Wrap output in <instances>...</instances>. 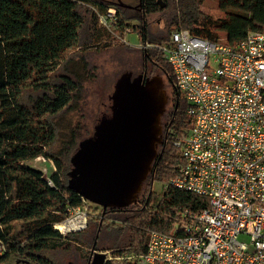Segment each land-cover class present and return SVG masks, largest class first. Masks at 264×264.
<instances>
[{"label":"trees","instance_id":"16d2710c","mask_svg":"<svg viewBox=\"0 0 264 264\" xmlns=\"http://www.w3.org/2000/svg\"><path fill=\"white\" fill-rule=\"evenodd\" d=\"M204 1L140 0L142 24L135 29L141 41L164 43L172 31L182 28L212 40L220 38L222 30L225 43L234 44L250 30H264V0H219L225 13L219 18L205 12ZM110 5L102 0H0V240L6 246L0 264H55L47 252L74 246V242L86 245L88 258L89 235L94 242L105 241V246H96L99 251L139 255L146 250L149 231L169 232L177 214L208 205L207 196L171 184L164 187L181 162L174 141L192 121L161 51L140 48L143 64H152V69L147 66L149 74L161 72L167 77L172 106L170 115L162 117V143L137 201L125 208L104 209L103 217L91 215L81 232L63 236L54 228L69 215V208L82 202V196L68 187V171L70 157L83 138L77 136L57 154L53 151L58 133L55 118L71 110L82 95L84 78L73 54L87 67L85 56L91 49H107L115 41L128 44L99 23L93 7L105 11ZM161 11H171L167 20L171 28L155 36L146 17ZM118 12L122 26L127 24ZM87 33L90 42L85 39ZM40 156L54 162L56 168L51 174L48 168L47 174L53 185L41 168L29 163ZM157 182L164 187L160 192L153 188ZM108 213L124 223H107ZM123 264H135V260Z\"/></svg>","mask_w":264,"mask_h":264},{"label":"built area","instance_id":"2783aa9c","mask_svg":"<svg viewBox=\"0 0 264 264\" xmlns=\"http://www.w3.org/2000/svg\"><path fill=\"white\" fill-rule=\"evenodd\" d=\"M93 8L99 23L128 43L135 28L122 26L117 7ZM140 47L161 51L192 121L174 141L181 162L164 187L171 184L209 201L201 210L177 214L169 232L149 231L139 255L102 251L105 264L114 258L135 264H264V30H250L227 44L177 28L168 41H141ZM38 158L56 168L53 160ZM41 169L53 185L48 168ZM94 204L82 197L54 228L63 236L85 230L91 215L103 217V208ZM5 247L0 240V255Z\"/></svg>","mask_w":264,"mask_h":264},{"label":"water","instance_id":"95a60500","mask_svg":"<svg viewBox=\"0 0 264 264\" xmlns=\"http://www.w3.org/2000/svg\"><path fill=\"white\" fill-rule=\"evenodd\" d=\"M110 98L111 113L101 116L93 133L79 141L68 171V187L103 210L137 201L162 143L168 93L162 76L125 71ZM95 247L88 264H105L106 253Z\"/></svg>","mask_w":264,"mask_h":264},{"label":"rangeland","instance_id":"374dc122","mask_svg":"<svg viewBox=\"0 0 264 264\" xmlns=\"http://www.w3.org/2000/svg\"><path fill=\"white\" fill-rule=\"evenodd\" d=\"M112 3L113 5H117V0H112ZM203 9L205 12L213 16V18H219L225 14L224 11L219 8V0H205ZM170 15L171 11H161L147 16L146 20L149 23L151 34L155 36L165 35L167 30L171 28L167 23ZM128 17L129 18L126 19L127 22L134 28L136 25L138 26L139 24H142V21L140 20L141 16L139 6L138 8H134L132 12H128ZM218 34L220 37L218 39L225 43L224 39L226 32L219 30ZM85 37V39H88L87 42H90L89 33L85 34ZM127 38L128 44L126 45L115 41L114 44L107 49H91V52L85 56L88 63L87 67L83 66V63L80 62L81 60L78 55H75V53L73 54V57L75 58L74 61L78 62L75 63L78 66V72L84 78L83 90L81 98L78 102L74 103V107L71 110H67L59 114L55 118V123L58 129L57 139L53 146L55 154L68 144H72L76 140L77 136L81 135V137L84 138L93 133L94 126L100 117L111 110L112 100L110 97L114 91L116 80L123 72L132 71L133 74L137 75L140 74L142 68L147 69L148 66L152 69L151 63L149 65L146 64V66L143 64L142 51L140 50L142 47H140L141 39L139 37V30L135 29L134 32L128 34ZM153 75H160L163 77L165 88L167 93L170 95V86L168 84L167 77L161 72L149 74V76ZM29 163L37 168H49L50 174L52 173L50 160L45 162L43 159L37 157ZM153 188L154 190L160 192L164 187L162 183L157 182L154 183ZM94 206L98 207L97 209L99 210L101 209V206L98 204H94ZM114 215L115 214L113 213H108L105 221L107 223H115L117 226L122 225L124 220L118 218L117 215ZM85 235H87V233L83 234L84 237ZM90 236L91 235L88 237L89 248L93 247L94 244L99 247L105 246V241L99 240V242H94L92 240V236ZM78 237L79 239H82L81 235ZM242 238L244 239L245 237ZM106 244H110L108 239H106ZM84 248L78 246L77 242H74V246H67V248H59L48 251L47 255L53 259L55 264H85L88 248ZM95 249L97 248L95 247ZM112 255L118 256L120 254L112 253ZM126 261L130 260H125V262ZM123 263L124 261L115 258L106 262V264Z\"/></svg>","mask_w":264,"mask_h":264},{"label":"crops","instance_id":"0c3cea01","mask_svg":"<svg viewBox=\"0 0 264 264\" xmlns=\"http://www.w3.org/2000/svg\"><path fill=\"white\" fill-rule=\"evenodd\" d=\"M102 1H104L107 4L113 5L112 0H102ZM139 5H140V0H117V5H113V6H116L118 9L121 10L122 17L126 20L129 18L128 12H132L133 9L138 8L137 6Z\"/></svg>","mask_w":264,"mask_h":264},{"label":"flooded vegetation","instance_id":"af4514ba","mask_svg":"<svg viewBox=\"0 0 264 264\" xmlns=\"http://www.w3.org/2000/svg\"><path fill=\"white\" fill-rule=\"evenodd\" d=\"M139 6H140V5H139ZM137 7H138V6H137ZM140 73H143V74H145L146 76H149V74H148V70H147V69H143ZM133 75H135V74H133ZM166 92H167V90H166ZM171 106H172V102H171V99H170V97H169V95H168V99H167V103H166V108H165V111H164V114L162 115V117H163L164 115H170V112H171ZM161 125H162V118H161ZM162 137H163V126H162ZM158 152H159V146H158ZM91 250H92V248L90 249L89 256H90ZM98 251H99V250H98ZM89 256H88V258L86 259L85 264H88V262H89Z\"/></svg>","mask_w":264,"mask_h":264}]
</instances>
